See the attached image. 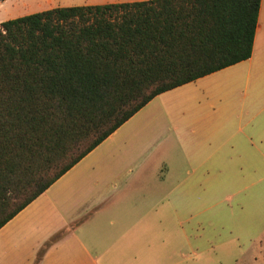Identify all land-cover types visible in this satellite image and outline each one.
I'll use <instances>...</instances> for the list:
<instances>
[{
  "label": "crops",
  "instance_id": "crops-1",
  "mask_svg": "<svg viewBox=\"0 0 264 264\" xmlns=\"http://www.w3.org/2000/svg\"><path fill=\"white\" fill-rule=\"evenodd\" d=\"M196 263L264 264V0L248 60L155 97L0 229V264Z\"/></svg>",
  "mask_w": 264,
  "mask_h": 264
},
{
  "label": "trees",
  "instance_id": "trees-1",
  "mask_svg": "<svg viewBox=\"0 0 264 264\" xmlns=\"http://www.w3.org/2000/svg\"><path fill=\"white\" fill-rule=\"evenodd\" d=\"M260 2L58 7L1 23L0 229L155 97L248 60Z\"/></svg>",
  "mask_w": 264,
  "mask_h": 264
},
{
  "label": "rangeland",
  "instance_id": "rangeland-1",
  "mask_svg": "<svg viewBox=\"0 0 264 264\" xmlns=\"http://www.w3.org/2000/svg\"><path fill=\"white\" fill-rule=\"evenodd\" d=\"M133 1L138 0H9L5 5L0 4V24L11 19L43 12L56 6H94Z\"/></svg>",
  "mask_w": 264,
  "mask_h": 264
}]
</instances>
